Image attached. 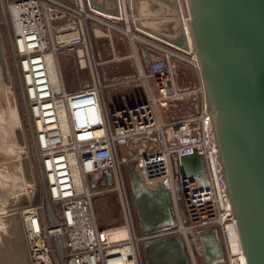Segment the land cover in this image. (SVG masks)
<instances>
[{
	"label": "built area",
	"instance_id": "built-area-1",
	"mask_svg": "<svg viewBox=\"0 0 264 264\" xmlns=\"http://www.w3.org/2000/svg\"><path fill=\"white\" fill-rule=\"evenodd\" d=\"M77 2L79 8L59 0L7 3L12 23L10 46L43 184L42 212L38 203L17 207L30 263L143 264L139 243L144 253V243L159 234L177 236L187 264H196V234L210 230L221 252L205 264H245L199 73L191 87L176 82L170 57L189 60L190 50L147 41L159 50L151 54L145 73L132 46L137 72L129 81L138 92L132 100L109 108L98 72V64L104 60H97L90 47L87 18L92 14L83 10L82 0ZM86 3L89 5V0ZM117 10L118 14L106 16L126 18L119 2ZM57 19L62 21L56 24ZM126 30L133 34L128 26ZM129 38L133 44L136 35L129 34ZM61 47L75 49L79 66L91 73L90 82L67 90L59 70L58 77L52 78L49 60H57ZM147 77L155 95L149 90ZM186 99L193 103V112L161 120L157 107L163 116L165 109ZM193 151L200 154L203 168L195 174H183L179 157ZM72 163L79 174L80 190L75 186ZM127 165L146 188L167 190L174 220L171 228L136 234L126 211L120 225L97 223L92 207L97 185L91 186L90 178L100 183L109 175L111 182L105 189L115 191L122 201L127 197L123 172ZM120 230L126 234L116 235Z\"/></svg>",
	"mask_w": 264,
	"mask_h": 264
},
{
	"label": "water",
	"instance_id": "water-1",
	"mask_svg": "<svg viewBox=\"0 0 264 264\" xmlns=\"http://www.w3.org/2000/svg\"><path fill=\"white\" fill-rule=\"evenodd\" d=\"M185 3L189 43L179 26L177 34L165 40L170 46L195 53L245 264H264V0ZM93 8L101 10L99 6ZM110 12L118 14L117 8ZM139 50L144 67H148L145 48ZM171 158L174 161L173 155ZM22 162L26 167V160ZM179 164L183 174H195L203 168L200 154L194 151L181 155ZM95 182V178H90L91 186ZM101 182L109 184V175ZM129 186L133 204L149 200L148 219L156 217L153 225L145 223L153 228L140 229L141 232L171 224L166 189H146L135 172ZM175 190L179 198L176 185ZM21 198L14 205L37 204L39 192L35 190L32 197ZM172 237L176 253L160 260L163 264H187L181 241ZM198 238L206 260L220 254L216 238L200 233ZM0 264H31L18 210L7 212L2 218Z\"/></svg>",
	"mask_w": 264,
	"mask_h": 264
},
{
	"label": "rangeland",
	"instance_id": "rangeland-1",
	"mask_svg": "<svg viewBox=\"0 0 264 264\" xmlns=\"http://www.w3.org/2000/svg\"><path fill=\"white\" fill-rule=\"evenodd\" d=\"M9 1H11V0H0V131H1L0 132V135H1L0 136L1 137L0 138V141H1L0 142V149L3 150V152H4V150H6L7 145H9V143L11 141V143H10L11 146L12 145L15 146V144L19 145L20 149H19L18 157L19 156L20 157L19 158L16 157L17 159H13L12 165L10 164L12 159H10L8 156L3 157V159H1V161H4L3 162L4 163V166H3L4 171L2 174V171L0 170V175L5 174L4 178H7V177L8 178L7 179L0 178V205H1V207H0L1 208V210H0V217H1L0 218V224L2 222L1 219L3 218L4 214H6L7 212H10L12 210H17L18 206L14 205V204L20 200L21 196L25 195V196H27V198H30V197H32L33 192L35 190H37L39 192L38 204L41 207V209H40L41 212L43 211L42 206H43V201H44L43 200L42 176H41V173L39 171L37 156H36L34 145L32 142L30 121H29L27 114H26L25 104H24V101L22 99L21 88H20V84H19V80H18V74H17L16 68H15V63H14L12 50H11V46H10V38L12 35V23H11L10 15H9L8 8H7V3ZM59 1L66 3V4H71V5L79 8V3L77 2V0H59ZM124 1H125V8H126L127 17H128V20H127L128 23L126 24V21L124 19H120L117 21V23L120 27L125 28L126 26H128V28L132 32H134L138 35H142L139 31L136 30L135 24H136L137 20L139 19V17H141L143 15V20L146 22L145 25H148L149 28H152V26H154V24H155V26L157 27V30H153V31H151V29H147V27H145L146 32H149V33L151 32L153 34V36H155V38L157 37V39L158 38H163V39L166 38V37H163L161 32L158 31L159 28H158V25L156 24V21H158V19H160L159 18L160 16H162V13L159 10L155 9L154 11H152L149 8H146L144 10L141 9V11L136 10L138 8V4H137L136 0H124ZM108 2H109V0H94V4L96 6H103L104 7L106 4H108ZM166 2H169L170 8L168 10L169 13H164V16H169V18H170V22H168L167 25H169V27H170V30L168 31V33H170V37H171V35H173L175 32L177 33L176 29L178 27L179 20H181L180 19L181 16L183 18L187 19L188 18V12H187V8H186L185 0H178V2L180 3V7H181V10H180L181 13L178 12V14L174 9L172 0H167ZM140 3H142V2H140ZM82 4H83V10L84 11H87L88 13L93 14V12H91L92 10L89 8V5L86 3V0H82ZM136 5H137V7H136ZM138 9H140V7ZM80 13H83V12L81 11ZM136 14L139 15L138 18L136 16ZM77 15H79V14H77ZM177 15L179 16V18L177 17ZM139 20H142V19L140 18ZM61 21H62V19H57L54 22L57 24ZM89 23H90V19L88 17L87 18V24H89ZM88 26H89L88 30H89V34H90V43H91L90 47L92 48L93 52L95 53L97 60L107 61V59L112 57V55L111 56L108 55V53H109L108 48L110 46V40H109L110 37L107 34L108 33L107 28L105 30L107 32L106 34H103L101 31L96 30L95 31L96 36H95L93 34V31L91 30L90 24ZM111 32H112L111 41H112L113 47L115 50H118V51H116V55L118 54V52L119 53H122V52L130 53L132 51V45H131L130 41L129 40L127 41L126 39L125 40L124 39L123 40L117 39V37L119 38L120 35L118 34V32L116 30L112 29ZM128 35H129V33H128ZM145 38L150 39V40L155 39L152 36L145 37ZM157 39H155L153 41L158 42ZM139 44L140 43L137 39H133V45H134L133 48H134V50L136 48L138 58L141 62L142 71L146 73L147 69L143 65V61H142V58L140 56V52L138 49ZM185 55H187V54H185ZM170 58L172 59V61L175 64L177 84L180 85L181 87L193 86V84H195L197 77H198V70H196L192 61L190 62L189 57H188L189 60L178 59L177 57H174V56H172ZM56 61H57V66H58L57 70H59V72L61 73L65 88L67 90L79 88V87L84 86L86 83L91 81L92 77H91V73H89V69L87 67H80L79 66V63L77 61L76 51L74 48H72V49L67 48V47L59 48L57 51V60ZM104 61L102 63L98 64L99 78H100L101 82L105 84V86L103 87V90H104L106 105L109 108H112V107L116 106L117 104H119L118 99L121 96V93L119 91H120L121 87L124 86V84H120L119 86L115 87L116 85H118L117 83H114V81L118 78V77H114V75L117 74V72L115 70L121 71L123 68L120 67V68L114 69V68H112L111 65L115 66V62L105 63ZM109 61H111V60H109ZM123 61H125L124 63H127V64L130 62L128 56H126L123 59ZM110 66H111V68H110ZM134 67L129 66L127 68L128 73L130 75H133V74L135 75V73L137 72L136 68H134ZM95 78L97 79L96 74H95ZM146 83L149 87L151 94L155 95V89H154L153 84L151 83V79L149 77L146 78ZM130 90L131 91L133 90V92L137 93L138 87L135 86L134 84H132L130 86ZM119 94H120V96H119ZM157 109H158V112L160 114L161 120L169 119V118H175V117H178L182 114L194 111L193 103L189 99L179 101L176 103V105L170 106L168 109H165L163 116H162L161 108L157 107ZM5 130H6V132L3 135V132ZM2 135H3V137H2ZM2 138L4 140L7 139L6 142L8 141V143L6 144V146H5L6 142L5 141L2 142ZM8 138H9V140H8ZM12 142H14V143H12ZM1 143H4V144H2V146L4 145L3 147H1ZM9 147H10V145H9ZM8 152L12 155L15 154V150L14 151L8 150ZM2 155L0 154V156H2ZM8 158L10 159V161H8L9 160ZM23 159L26 160V165H25L26 167H24V165H23V162H22ZM6 163H7V165H6ZM14 164H15V167L11 168V166H13ZM16 165H18L20 168ZM6 168L8 169L9 172L11 170L13 173L16 172L15 173L16 175L13 173L11 174V172L8 173ZM125 170H126V173H125ZM5 172H7V173H5ZM123 172L125 174L124 181H125V190L127 193V197H122V201H121V198L118 196V194H116V192H114V191L113 192H108V191L106 192V190L102 186L97 185V186H95V188L97 190H96L95 194H93V196H92L93 212H94L96 221L99 225L116 226V225H120L124 222V212L126 211V216H127L128 220H129L130 214H131L132 221H133V228H134L136 234H140L141 231H140V228L138 227V224L136 222V218H135L136 213L134 212V209H133L132 197L129 194L130 188L128 185V180H129V178H131L133 176L131 174L132 173L131 172V165H127L126 167H123ZM10 175H12L16 178H14ZM9 177H11V178H9ZM20 177H22V178H20ZM2 181H4V182H2ZM5 181L8 183H6ZM10 182H11V184H10ZM12 185H13V187L16 186V188H13ZM1 186L3 187V190H2ZM11 187H12V189H11ZM13 189H15V190L13 191ZM146 189H149V188H146ZM7 190H8V192H6ZM9 192L10 193L13 192V194L11 193L12 194L11 195ZM103 192H105V193H103ZM6 193H7V195H6ZM15 193H16V198H15ZM4 194H5V196H4ZM8 195H9V197H8ZM13 196H14V198H13ZM3 198L4 199L7 198L6 201ZM1 199H2V202L5 201V205H4V203L1 202ZM158 205H160V203H158ZM128 208L130 210V213H129ZM171 210L172 209L169 206L168 214L171 215V219H172L173 214H172ZM173 222H174V220L172 219L171 224L168 227L171 228V226L173 225ZM161 236H163V235L157 234L151 238H158ZM196 241H197L196 244L198 247H197L196 252H193V257H194L195 263L196 264H205V262H207L208 260H206L204 257L202 247H201V243H200V240L197 236H196ZM139 247H140V252L142 255V259H143V264H146V262L143 258V250L141 247V243H139ZM160 258H161V256H160ZM162 258H164V257H162ZM162 258H161V260H162Z\"/></svg>",
	"mask_w": 264,
	"mask_h": 264
},
{
	"label": "crops",
	"instance_id": "crops-1",
	"mask_svg": "<svg viewBox=\"0 0 264 264\" xmlns=\"http://www.w3.org/2000/svg\"><path fill=\"white\" fill-rule=\"evenodd\" d=\"M92 1L91 2L93 3L92 4L93 6H91L89 4L90 7H96V5L94 4V0H92ZM121 1H122V7L124 6V9L126 11L125 1L124 0H121ZM136 1H137V4H138V8L140 7V9L137 8L136 10H140L141 11V9L144 10L146 8H149L152 11H154L155 9H157V10H159L162 13V16L159 17L160 19H158V21H156V24L159 27V30L158 31L161 32V34L163 35V37H170V33H168V31L170 30V27H169V25H167L168 22H170V18H169V16H164V13H169L168 12V10L170 8L169 2H166L167 0L166 1L165 0H136ZM140 2H142V3H140ZM99 7H101V10L108 12V11H115V9L117 8V5H116V3H115L114 0H109L108 4H106L104 7L103 6H99ZM136 7H137V5H136ZM91 12H93V11H91ZM136 16H137V18L139 17V15H137V14H136ZM140 18L142 20H139ZM89 19H90V23L89 24L91 26V30L94 32L93 34L95 36H96V33H95L96 30L97 31H101L104 34V32H106L105 30L107 28L108 33L107 32L106 33L110 37V39H109L110 40V46L108 48V50H109L108 55H110V56L113 55V54L116 55V51H118V50H115L114 49L113 44H112V41H111V39H112V32H111V30L112 29L113 30H116L118 32V34L120 35V37L119 38L117 37V39H119V40H121V39L122 40L123 39L125 40L126 39L127 41L128 40L130 41V38H129V35H128V31L126 30V27L127 26L125 28H122L117 23V21L120 20V19H113V18H110V17H108L106 15H102V14H100L98 12H93L92 17H90ZM122 19H124L126 21V24L128 23V21H127L128 20L127 12H126V18H122ZM139 19L137 20V22L135 24L136 25V30L139 31L143 36L142 35H138V34H136V33L133 32V34L136 35V38H133V39H137L139 41L140 44L138 46V49L140 47H144L145 48L146 55H147V59H148V63H149L150 59L152 58L151 57L152 56L151 54L152 53H157L158 50H159V48L156 47V46H154V45H152V44H150V43H148L147 41H150L152 43H155V44H157L159 46H162L164 48H170V45H168L166 43L165 38L164 39L163 38H158L157 39V37L155 38V36H153V34L151 32L150 33L149 32H146L145 27H147V29H151V31L156 30V29L149 28L148 25H145L146 22L143 20V15L141 17H139ZM108 23H111V24H113V25H115L117 27L109 26ZM176 34L177 33L175 32L173 35H171V37H174ZM144 36L145 37L152 36L153 38L157 39L158 42L153 41L155 39L150 40V39L145 38ZM130 43H131V41H130ZM131 45L134 46L133 44H131ZM139 52H140V50H139ZM125 55L128 56V58L130 60V62L128 64L127 63H124L125 61H123V59L126 57ZM116 56H117L116 59H111V57H110L109 59H107V61H104V62L105 63L115 62V66L111 65L112 68H114V69L115 68H120V67L123 68L121 71L120 70H115L117 72V74L114 75V77H118L114 81V83H117L118 84L115 87L119 86L120 84H124V86L121 87V89L119 91L121 93V96L119 94L120 98L118 99L119 100L118 103H121L123 101L132 100L136 96V92H133V90L132 91L130 90V86L133 84V82H130L129 81V79H132L133 78V75L134 74L133 75H130L128 73V70H127V68L129 66H132V67L135 66V61H134V58L132 56V51L130 53H126V52L119 53L118 52V54ZM140 56H141V54H140ZM135 57L138 60V62L140 63V65H141V62H140V60L138 58V55H137V52H136V48H135ZM141 58H142V56H141ZM109 60H111V61H109ZM143 65H144V63H143ZM111 66H110V68H111ZM145 68L147 69V72H148V67H145ZM141 69H142V67H141ZM95 184L96 185H100V186H102L105 189L107 187V185H109L110 183L109 184H105V183H102V182H100V183H96L95 182ZM105 190H106V192L107 191L108 192H113V190H109V189H105ZM103 193H105V192H103ZM138 227L140 229H144V230L145 229H148L149 230V228H151V227H148L146 224L143 226L140 223H138Z\"/></svg>",
	"mask_w": 264,
	"mask_h": 264
},
{
	"label": "bare ground",
	"instance_id": "bare-ground-1",
	"mask_svg": "<svg viewBox=\"0 0 264 264\" xmlns=\"http://www.w3.org/2000/svg\"><path fill=\"white\" fill-rule=\"evenodd\" d=\"M115 1V3H116V5H117V3L119 2V4H120V7H121V9H122V1L121 0H114ZM176 1V3L173 5L174 6V9H175V11L177 12V14H178V12L179 13H181L180 12V10H181V7H180V3L178 2V0H175ZM172 3H173V0H172ZM89 4L90 5H92V2H91V0H89ZM93 8V7H92ZM95 11H99V12H101V13H103V14H105V15H108V16H113L114 14H112L110 11H108V12H106V11H103V10H98V9H96V8H93ZM87 13V12H86ZM86 13H84V15H88V14H86ZM177 17L179 18V16L177 15ZM181 20H179V24H178V26L179 27H181L182 29H184V31L186 32V36H187V39H188V43H189V38H188V31H187V19H185V18H183L182 16H181V18H180ZM153 24V23H152ZM161 24V23H160ZM164 25V24H163ZM154 26H155V24H154ZM156 27V26H155ZM155 27H153L152 26V28H154V29H156L157 30V27L155 28ZM159 28V27H158ZM177 30V29H176ZM131 36H133V34H131V33H129ZM3 47V46H2ZM188 50H190L189 52H191V57H189V59L192 61V63H194V64H196V66H197V60H196V56H195V53L193 52V50H191V49H188ZM188 58V57H187ZM58 68H57V63H56V59H55V57H51L50 58V60H49V70H50V74H51V76H52V78L53 79H56L57 77H58V70H57ZM13 107V106H12ZM15 110V109H14ZM13 115V114H12ZM2 118V117H1ZM16 121V120H15ZM18 124V123H17ZM3 129V128H2ZM19 129V128H18ZM1 132V131H0ZM6 132V130L3 132V135H4V133ZM2 134V133H1ZM3 135H2V137H3ZM1 136V135H0ZM8 136V135H7ZM10 136V135H9ZM12 137V136H11ZM1 138V137H0ZM7 138V137H6ZM10 138V137H9ZM9 138H8V140H9ZM12 139V138H11ZM10 139V140H11ZM7 140V139H6ZM6 140H4L3 138H2V142L3 141H5L6 142ZM1 142V141H0ZM4 142V143H5ZM4 143H1V147H3L2 146V144H4ZM8 143V141L5 143V146H6V144ZM10 143H11V141H10ZM9 143V145H10V147H9V145H7V147H6V150H4V152H3V150H1L0 151V154L2 155V156H0V161H1V159H3V157H9L10 159H12L11 160V165H12V161H13V159H17V158H19L18 157V153H19V145H16L15 144V146L14 145H12L11 146V144ZM12 143H14V142H12ZM16 143V142H15ZM14 146V147H13ZM18 147V148H17ZM17 149V150H16ZM8 150L9 151H14L15 150V154L14 155H12V154H10L9 152H8ZM21 151V150H20ZM22 152V151H21ZM69 156H70V158H71V161H73V154L72 153H70L69 154ZM14 157V158H13ZM17 157V158H16ZM8 158V159H9ZM10 159L8 160V161H10ZM5 160V159H4ZM20 160V159H19ZM4 161H1L0 162V170L2 171V174H3V166H4V163H3ZM9 163V162H8ZM18 164V163H17ZM21 164V163H20ZM6 165H7V163H6ZM16 166H18V165H16ZM8 167V166H7ZM12 167H15V164L13 165V166H11V168ZM19 167V166H18ZM20 168V167H19ZM71 168H72V174H73V179H74V182H75V186H76V188H77V190H80V188H81V186H80V178H79V174H78V171H77V169H76V166H75V164L74 163H72L71 164ZM10 169V168H9ZM6 170H7V172L8 173H10L11 172V174L13 173L12 172V170L9 172L8 171V169L6 168ZM7 172H5V173H7ZM16 173V172H15ZM15 173H13V174H15ZM21 173V172H20ZM5 175V174H4ZM4 175H0V178H4ZM16 175V174H15ZM8 176V175H7ZM10 176H12V175H10ZM12 177H14V176H12ZM19 177V176H18ZM17 177V178H18ZM8 178V177H7ZM7 178H4V179H7ZM9 178H11V177H9ZM14 178H16V177H14ZM13 178V179H14ZM20 178H22V177H20ZM19 178V179H20ZM12 179V180H13ZM15 180V179H14ZM11 181V180H10ZM2 182H4V181H2ZM6 182V181H5ZM131 182L133 183V178H131ZM6 183H8V182H6ZM5 183V184H6ZM13 183V182H12ZM2 184V183H1ZM4 184V185H5ZM10 184H11V182H10ZM29 184V183H28ZM144 186V185H143ZM2 187V186H1ZM12 187H13V185H12ZM12 187H11V189H12ZM145 187V186H144ZM13 188H16V186H14ZM19 188V187H18ZM22 188V187H21ZM146 188V187H145ZM9 189V188H8ZM150 189H152V188H150ZM2 190H3V187H2ZM15 189H13V191H14ZM17 190V189H16ZM6 192H8V190L6 191ZM10 193V192H9ZM12 194H13V192H11ZM10 193V194H11ZM11 194V195H12ZM6 195H7V193H6ZM10 195V196H11ZM3 196V195H2ZM1 196V197H2ZM4 196H5V194H4ZM8 197H9V195H8ZM7 197V198H8ZM5 198V197H4ZM3 198V199H4ZM6 198V199H7ZM12 198V197H11ZM13 198H14V196H13ZM15 198H16V193H15ZM6 199H4L5 201H6ZM22 199V198H21ZM5 201L4 202H2V199H1V202L2 203H4V205H5ZM149 200H147V199H145V200H137L136 201V204H135V208H136V215H137V219H138V222L141 224V225H144L145 223H146V221H147V219H148V217H149V215H150V212H149V204H150V202H148ZM3 205V204H2ZM0 207H1V205H0ZM6 208V207H5ZM0 210H1V208H0ZM7 210V209H6ZM4 211V210H3ZM3 216V215H2ZM1 218V217H0ZM2 220V219H1ZM198 233H200V235H202V236H204V235H211L214 239H215V237H214V235L211 233V231L210 230H201V231H199ZM198 233L196 234L197 235V237H198ZM126 233H125V231H123V230H120V231H118V232H116V235H118V236H120V235H125ZM176 237V236H175ZM191 238V240H192V237H190ZM158 239H155L153 242L152 241H150V242H145L144 243V249H145V254H146V259H147V264H163L162 263V261L160 260V256L161 257H165L166 255H167V257L169 256V257H172L175 253H176V249H175V246H176V244L174 243V241H173V237L172 236H166V237H164V238H162V239H160V240H158ZM166 253V254H165ZM161 254V255H160ZM244 258V257H243ZM244 263H245V259H244Z\"/></svg>",
	"mask_w": 264,
	"mask_h": 264
},
{
	"label": "flooded vegetation",
	"instance_id": "flooded-vegetation-1",
	"mask_svg": "<svg viewBox=\"0 0 264 264\" xmlns=\"http://www.w3.org/2000/svg\"><path fill=\"white\" fill-rule=\"evenodd\" d=\"M131 174L133 175V168L131 167ZM131 178H133V176L131 177ZM131 178H129V180H128V185H130V182H131ZM129 188H130V186H129ZM129 194H130V196H131V192L129 191ZM132 197V196H131ZM132 201H133V199H132ZM169 206H170V203H167V205H166V207H167V210H168V212H169ZM133 209H134V212L136 213V208H135V205L133 204ZM169 221L171 222L172 221V219H171V215L169 214ZM135 218H136V222H137V224L139 223L138 222V219H137V215L135 214ZM155 220H156V217L155 218H152V219H147V221L146 222H148V223H150V224H152L153 222H155ZM147 225L148 227H151V228H149V229H152L153 228V226H151V225ZM153 225V224H152ZM164 237H166V236H161V237H158V238H155V239H158V240H160V239H162V238H164ZM155 239H151V240H149V241H147V242H150V241H154ZM157 240V241H158ZM144 254H145V249H144V253H143V258H144V260H147L146 259V256H144ZM146 255V254H145ZM163 262V261H162Z\"/></svg>",
	"mask_w": 264,
	"mask_h": 264
}]
</instances>
